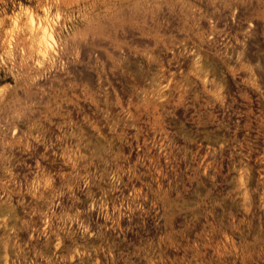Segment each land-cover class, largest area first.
Instances as JSON below:
<instances>
[{
	"label": "rangeland",
	"instance_id": "obj_1",
	"mask_svg": "<svg viewBox=\"0 0 264 264\" xmlns=\"http://www.w3.org/2000/svg\"><path fill=\"white\" fill-rule=\"evenodd\" d=\"M0 264H264V0H0Z\"/></svg>",
	"mask_w": 264,
	"mask_h": 264
}]
</instances>
